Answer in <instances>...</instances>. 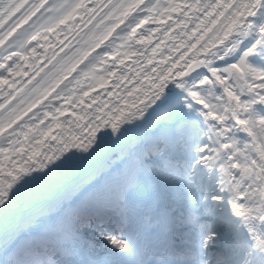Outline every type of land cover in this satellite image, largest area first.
<instances>
[{"label":"snow or ice","instance_id":"obj_1","mask_svg":"<svg viewBox=\"0 0 264 264\" xmlns=\"http://www.w3.org/2000/svg\"><path fill=\"white\" fill-rule=\"evenodd\" d=\"M0 264H264V0H0Z\"/></svg>","mask_w":264,"mask_h":264},{"label":"bare ground","instance_id":"obj_2","mask_svg":"<svg viewBox=\"0 0 264 264\" xmlns=\"http://www.w3.org/2000/svg\"><path fill=\"white\" fill-rule=\"evenodd\" d=\"M147 26H148V25H145V27H147ZM122 27H123V26H122ZM138 31H141V30L138 29ZM52 39H53V37H52V36H49V40H52ZM153 42H155V40H154ZM37 51H38V52H43L44 50L38 48ZM157 59H159V56H157ZM126 63H131V61H126ZM61 119H63V117H62Z\"/></svg>","mask_w":264,"mask_h":264}]
</instances>
